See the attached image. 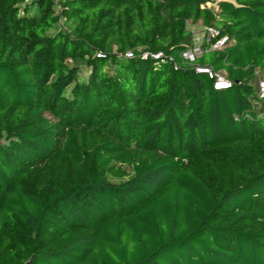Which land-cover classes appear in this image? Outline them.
<instances>
[{
    "label": "trees",
    "instance_id": "16d2710c",
    "mask_svg": "<svg viewBox=\"0 0 264 264\" xmlns=\"http://www.w3.org/2000/svg\"><path fill=\"white\" fill-rule=\"evenodd\" d=\"M263 70L264 0H0V264H264Z\"/></svg>",
    "mask_w": 264,
    "mask_h": 264
},
{
    "label": "built area",
    "instance_id": "2783aa9c",
    "mask_svg": "<svg viewBox=\"0 0 264 264\" xmlns=\"http://www.w3.org/2000/svg\"><path fill=\"white\" fill-rule=\"evenodd\" d=\"M218 36V31L212 28H205V38L207 42H210L212 38H216ZM226 45V38L221 37L218 38L210 47V50H222ZM202 54V50L199 44H194V46L191 49H188L184 53H182V59L185 61L186 65H189L191 62H193L197 57H199ZM132 52H127L125 54L126 58L132 57ZM145 57H150L153 59H159L160 61H163V56L161 52L155 53V54H148L144 53L142 55ZM195 71L198 73H202L208 76L209 79H212L214 81V88L215 89H222L230 85V82L226 78V76L217 71H213L209 67H200L196 66ZM259 87V97L264 98V79L260 80L258 83Z\"/></svg>",
    "mask_w": 264,
    "mask_h": 264
},
{
    "label": "rangeland",
    "instance_id": "374dc122",
    "mask_svg": "<svg viewBox=\"0 0 264 264\" xmlns=\"http://www.w3.org/2000/svg\"><path fill=\"white\" fill-rule=\"evenodd\" d=\"M231 1L233 3V0ZM207 6L213 8L214 10L217 9L216 3L208 4ZM187 28L193 35L194 43L196 44L201 43L202 39L205 36V28L202 26L201 22H198L197 24H191L190 22H188ZM258 75H259V79L262 80L264 78V70L260 71Z\"/></svg>",
    "mask_w": 264,
    "mask_h": 264
},
{
    "label": "crops",
    "instance_id": "0c3cea01",
    "mask_svg": "<svg viewBox=\"0 0 264 264\" xmlns=\"http://www.w3.org/2000/svg\"><path fill=\"white\" fill-rule=\"evenodd\" d=\"M221 1L232 3L231 0H215V2H221Z\"/></svg>",
    "mask_w": 264,
    "mask_h": 264
}]
</instances>
